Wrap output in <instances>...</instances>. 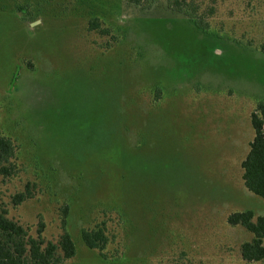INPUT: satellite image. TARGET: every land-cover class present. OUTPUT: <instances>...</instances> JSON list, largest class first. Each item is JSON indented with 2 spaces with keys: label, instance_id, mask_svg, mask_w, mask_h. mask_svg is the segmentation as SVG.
I'll return each instance as SVG.
<instances>
[{
  "label": "rangeland",
  "instance_id": "1",
  "mask_svg": "<svg viewBox=\"0 0 264 264\" xmlns=\"http://www.w3.org/2000/svg\"><path fill=\"white\" fill-rule=\"evenodd\" d=\"M140 1L0 0V134L16 147L0 209L55 242L67 207L63 264H246L252 234L227 217L264 218L240 167L264 104V0H185L207 29ZM102 223L104 258L80 237Z\"/></svg>",
  "mask_w": 264,
  "mask_h": 264
},
{
  "label": "trees",
  "instance_id": "2",
  "mask_svg": "<svg viewBox=\"0 0 264 264\" xmlns=\"http://www.w3.org/2000/svg\"><path fill=\"white\" fill-rule=\"evenodd\" d=\"M130 4L142 5L140 0H122ZM167 7L174 13L183 15L190 23L208 28L205 19L194 11L185 0H167ZM96 20H91L89 30H96ZM104 32V31H102ZM264 54V42L260 46ZM253 139L249 150L241 162V179L245 189L264 201V104H255L250 114ZM16 147L14 143L0 134V176L9 178L14 174ZM32 197L31 184L26 183L24 190L11 196V204L18 206ZM67 207H63L60 218L61 234L55 242L46 241L42 237L44 223L38 222L36 236L29 235L28 230L9 219L4 209H0V264H63L74 257L76 251L73 241L66 230ZM227 224L240 226L252 234V239L240 245V255L246 264L259 263L264 260V218L254 217L251 211L232 213L227 217ZM84 246L98 252L104 258L103 251L108 244V237L102 223L92 229L80 232Z\"/></svg>",
  "mask_w": 264,
  "mask_h": 264
}]
</instances>
